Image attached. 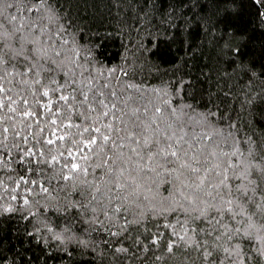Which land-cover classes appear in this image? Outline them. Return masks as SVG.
<instances>
[{"label":"snow or ice","instance_id":"6c2138e0","mask_svg":"<svg viewBox=\"0 0 264 264\" xmlns=\"http://www.w3.org/2000/svg\"><path fill=\"white\" fill-rule=\"evenodd\" d=\"M253 2L0 0V264H264Z\"/></svg>","mask_w":264,"mask_h":264},{"label":"trees","instance_id":"16d2710c","mask_svg":"<svg viewBox=\"0 0 264 264\" xmlns=\"http://www.w3.org/2000/svg\"><path fill=\"white\" fill-rule=\"evenodd\" d=\"M88 3L90 6H92V0H88ZM260 4L258 2H253V0H245L243 12L245 14L246 19H254L257 12L261 11ZM261 40H264V36H260L257 34V38L254 40V43L257 47H259ZM67 159V157H65ZM15 167V165H14ZM41 172L39 173V177L32 173H24L21 172L19 168H17V173L20 175H26L29 179H37V178H43L45 183L47 184V177L49 173L51 172V165H39ZM0 180H3V183L9 184V188H12L13 192L15 189L13 188L11 182L6 178V174H0ZM57 181L55 179L52 180V185H55ZM10 196V192L8 189H5L3 187V184H0V203H3L4 200H7ZM180 257L179 255L173 257L171 260H168L165 258L164 264H179Z\"/></svg>","mask_w":264,"mask_h":264}]
</instances>
